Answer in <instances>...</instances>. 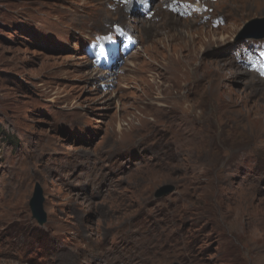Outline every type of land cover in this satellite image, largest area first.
Wrapping results in <instances>:
<instances>
[{"label":"rangeland","instance_id":"obj_1","mask_svg":"<svg viewBox=\"0 0 264 264\" xmlns=\"http://www.w3.org/2000/svg\"><path fill=\"white\" fill-rule=\"evenodd\" d=\"M263 17L0 0V264H264Z\"/></svg>","mask_w":264,"mask_h":264},{"label":"water","instance_id":"obj_2","mask_svg":"<svg viewBox=\"0 0 264 264\" xmlns=\"http://www.w3.org/2000/svg\"><path fill=\"white\" fill-rule=\"evenodd\" d=\"M258 30H264V17L263 18H255V19L251 20L250 22H248L246 24L243 32H241L240 36L245 37L247 35H249V36L252 35V36H255L257 38L264 37V32L258 33V34H255V33L250 34L253 31H258ZM171 189H172V186L164 185L160 188V192L167 193ZM42 201H43V196H42L41 188L39 186H37L35 195L32 199V207L34 210V214L37 215V217H39L41 222L45 219V214L43 213V210H42Z\"/></svg>","mask_w":264,"mask_h":264},{"label":"bare ground","instance_id":"obj_3","mask_svg":"<svg viewBox=\"0 0 264 264\" xmlns=\"http://www.w3.org/2000/svg\"><path fill=\"white\" fill-rule=\"evenodd\" d=\"M191 1V0H188ZM198 4H201V0H197ZM219 27V26H218ZM221 30L225 31L226 28L225 27H219ZM235 28V26H234ZM223 39V38H222ZM175 101H173L172 103H169V108L170 110H168V112L175 111L176 113H179L181 110V102L185 99L179 98L177 100V97L174 98ZM186 110V109H185ZM160 112V111H159ZM192 112L194 113V111L192 110ZM191 112V113H192ZM170 114V113H169ZM179 115V117L184 118L186 115L184 114H177ZM191 114H188L187 117H190ZM163 117V116H162ZM180 119V118H179ZM185 119V118H184ZM147 120V119H146ZM183 121V120H182ZM176 122V121H175ZM185 122V121H184ZM187 124V123H186ZM160 124L157 125V123L155 122L154 127H159ZM152 128V127H151ZM163 128V127H162ZM181 130H179V132H177L176 134L173 135L172 137V141H174L176 143V148L182 151H186V146L187 144H190L192 141H187L185 142V129L180 128ZM157 130V129H156ZM149 136V135H147ZM171 139V138H170ZM201 144V143H200ZM199 146V145H198ZM187 152V151H186ZM195 175V174H194ZM228 178V177H227ZM242 205H244V203H242ZM245 206H249L248 203H245Z\"/></svg>","mask_w":264,"mask_h":264}]
</instances>
